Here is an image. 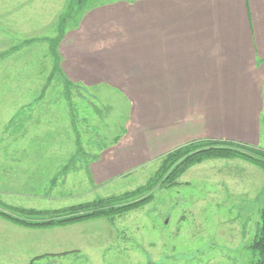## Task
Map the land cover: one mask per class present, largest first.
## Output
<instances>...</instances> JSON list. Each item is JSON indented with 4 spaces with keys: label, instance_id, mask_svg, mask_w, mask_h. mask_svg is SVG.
<instances>
[{
    "label": "rangeland",
    "instance_id": "1",
    "mask_svg": "<svg viewBox=\"0 0 264 264\" xmlns=\"http://www.w3.org/2000/svg\"><path fill=\"white\" fill-rule=\"evenodd\" d=\"M68 1L0 0V204L55 210L118 196L146 185L162 160L93 183L90 164L125 132L129 104L105 86L71 82L63 40L62 73L47 83L55 60L42 39L58 34ZM118 1L88 4L66 34L93 9ZM33 39L41 40L25 44ZM245 167L240 159L195 165L178 185L155 188L151 202L114 223L27 229L0 218V264H251L264 190Z\"/></svg>",
    "mask_w": 264,
    "mask_h": 264
},
{
    "label": "crops",
    "instance_id": "2",
    "mask_svg": "<svg viewBox=\"0 0 264 264\" xmlns=\"http://www.w3.org/2000/svg\"><path fill=\"white\" fill-rule=\"evenodd\" d=\"M68 33L65 76L129 104L125 132L90 164L95 186L195 141L264 149V0H119ZM244 172L264 190V170Z\"/></svg>",
    "mask_w": 264,
    "mask_h": 264
},
{
    "label": "trees",
    "instance_id": "3",
    "mask_svg": "<svg viewBox=\"0 0 264 264\" xmlns=\"http://www.w3.org/2000/svg\"><path fill=\"white\" fill-rule=\"evenodd\" d=\"M94 1L96 0H69L66 10L58 19L56 28L58 34L53 38L42 39L49 44L50 53L55 60L48 84L52 82L55 72L60 71L62 73L61 63H59L62 59L58 53V47L71 25L70 23L76 26L78 23L75 21L77 15L81 14L88 7V4ZM72 20L76 23L71 22ZM40 40H29L25 44ZM67 85L69 84L67 83ZM77 140V145L81 148V141L78 137ZM215 159H240L264 170V149L262 148L233 141L200 140L177 148L165 155L159 162V168L154 176L146 185L136 190L55 210H37L0 204V218L27 229H53L100 218H105L110 223H114L118 217L151 202L152 192L155 188L176 186L179 184V179L190 168L207 160ZM56 180L57 178L53 181ZM251 241L249 249L256 255V259L251 264H264V209L261 210L258 228ZM42 257H36L33 260Z\"/></svg>",
    "mask_w": 264,
    "mask_h": 264
}]
</instances>
